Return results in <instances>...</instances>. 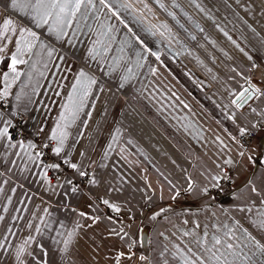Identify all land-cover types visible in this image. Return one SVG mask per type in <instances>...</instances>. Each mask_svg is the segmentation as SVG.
Listing matches in <instances>:
<instances>
[{
	"label": "crops",
	"instance_id": "1",
	"mask_svg": "<svg viewBox=\"0 0 264 264\" xmlns=\"http://www.w3.org/2000/svg\"><path fill=\"white\" fill-rule=\"evenodd\" d=\"M5 18L38 39L16 72L17 36L0 41V130L21 112L30 135L0 137V264H185L237 221L264 243V0H84L41 27L0 0ZM46 141L70 163L54 181L29 146ZM236 236V264L264 260Z\"/></svg>",
	"mask_w": 264,
	"mask_h": 264
},
{
	"label": "snow or ice",
	"instance_id": "2",
	"mask_svg": "<svg viewBox=\"0 0 264 264\" xmlns=\"http://www.w3.org/2000/svg\"><path fill=\"white\" fill-rule=\"evenodd\" d=\"M83 2L84 0H10L9 3L8 0H3V8H11L16 12L30 15L36 27H41L44 24H47L51 19L61 21L71 15H74V13L80 9ZM55 30L56 29L53 26L49 27L50 32ZM13 35H16L17 39L15 41L16 51L12 54L11 63L9 65L10 72H16V65L18 63L25 62L22 59L25 51H30L35 46L31 41L38 39L36 32L31 29L23 27L18 29L16 23L12 19H3V22L0 23V41H10ZM62 35L63 31L61 28V30L57 31V38L59 39ZM0 51H3V48H0ZM4 75L5 79H7L9 74L5 73ZM81 78H86V73L83 71L79 73L77 84L73 85V91H76L77 86L81 85ZM95 82L96 81L94 79L89 80V83L94 84ZM256 91L259 90L256 89ZM241 131L243 132V130ZM7 135V128L0 130V137ZM10 138L11 137H9V139ZM53 138L55 139V136ZM29 146L34 147V145L31 144ZM53 151L59 154L60 149L57 147ZM39 155L40 153H37V156ZM52 167H58V165H53ZM72 167L75 168L76 165L73 164ZM213 179L218 178L214 177ZM94 182L95 181H92V183ZM213 186L218 187V185ZM73 190L75 191V189ZM204 191L207 192L208 189L205 188ZM252 191L256 192V189L253 188ZM104 203L107 204L108 201H104ZM110 207L114 206L110 205ZM115 210L119 211L118 208ZM240 210L244 211V209ZM81 215H83V213H81ZM253 225L264 231V214H262L258 222L253 221ZM236 230L241 231V235L256 249V253H253V255L258 253L259 255L264 256V243H261L254 236L248 233L246 229H243L239 224V221H237L234 228L224 224L222 229H218L217 233L211 235L210 239H207V232H205L204 237L196 239L195 243L197 247L201 249V252L198 253L189 249V252H191V256L194 257V259L185 257V264H236L235 258L238 257L239 253L232 251L234 249V244L230 242L233 239H240V237L236 236ZM65 243L67 244V241ZM245 246L247 247V245ZM22 251L23 249H21V252ZM229 256H232L234 259L229 260ZM141 259H144V257H141ZM244 259L249 261V264H256V261L251 260L250 257L245 256ZM259 264H264V260H261Z\"/></svg>",
	"mask_w": 264,
	"mask_h": 264
},
{
	"label": "built area",
	"instance_id": "3",
	"mask_svg": "<svg viewBox=\"0 0 264 264\" xmlns=\"http://www.w3.org/2000/svg\"><path fill=\"white\" fill-rule=\"evenodd\" d=\"M264 67V62H263ZM9 106V101L0 96V109L5 110ZM26 122V116L21 112H14L10 116V125L8 127V139L11 142H22L25 143L30 140V135L26 132L24 125ZM260 124L256 123L255 126L258 127ZM255 128L242 132L238 135V143L243 149H247L255 138ZM34 150L37 153H40L38 157V161L41 165L47 166L46 170V178L49 181L56 180L61 174L65 173L69 169V161L67 160H56L53 157L54 146L50 141L46 142H35ZM53 165H58V167H52ZM93 176V171L80 170L77 176L70 179V189L71 191H84L89 179ZM231 170L225 169L224 175L219 178L214 185H218V187H214L213 185L208 189V194L211 196H216L218 191L222 189L226 184L230 182ZM151 207V204L146 205V209L148 210ZM116 264H124L120 258L116 259Z\"/></svg>",
	"mask_w": 264,
	"mask_h": 264
},
{
	"label": "rangeland",
	"instance_id": "4",
	"mask_svg": "<svg viewBox=\"0 0 264 264\" xmlns=\"http://www.w3.org/2000/svg\"><path fill=\"white\" fill-rule=\"evenodd\" d=\"M253 140H254V139H253ZM253 140H252V141H253Z\"/></svg>",
	"mask_w": 264,
	"mask_h": 264
},
{
	"label": "water",
	"instance_id": "5",
	"mask_svg": "<svg viewBox=\"0 0 264 264\" xmlns=\"http://www.w3.org/2000/svg\"><path fill=\"white\" fill-rule=\"evenodd\" d=\"M245 97V96H244Z\"/></svg>",
	"mask_w": 264,
	"mask_h": 264
}]
</instances>
